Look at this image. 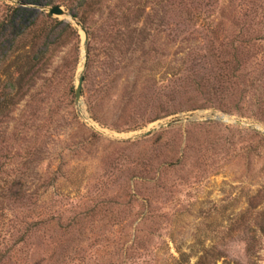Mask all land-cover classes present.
<instances>
[{
	"label": "rangeland",
	"instance_id": "obj_1",
	"mask_svg": "<svg viewBox=\"0 0 264 264\" xmlns=\"http://www.w3.org/2000/svg\"><path fill=\"white\" fill-rule=\"evenodd\" d=\"M52 1L65 15L51 16L76 38L51 55L53 76L0 112V181L21 190L2 202L10 230L0 226L12 238L36 221L11 261L264 264V9L254 18L259 33L236 36L228 11L212 17L221 44L209 51L219 56L204 57V70L195 65L196 84L185 69L207 54L199 47L209 33L167 0H100L96 11L82 0ZM16 2L0 0V20ZM233 37L240 65L231 77Z\"/></svg>",
	"mask_w": 264,
	"mask_h": 264
},
{
	"label": "trees",
	"instance_id": "obj_2",
	"mask_svg": "<svg viewBox=\"0 0 264 264\" xmlns=\"http://www.w3.org/2000/svg\"><path fill=\"white\" fill-rule=\"evenodd\" d=\"M82 1L85 2V7L89 8L90 11L99 10L100 0ZM225 1H227V4L224 8L223 4ZM20 2L28 5H20ZM233 2L234 0H167V5L171 11L177 10L179 14L184 16V19L189 21L194 19L192 22H198L200 29L209 33L210 40L207 45L204 44L199 47L201 48L199 50H205L207 54L200 55L198 59H195L191 67L185 69L188 77H198L196 84H198L202 78V76H198L199 73L197 70H204L206 66L204 57L215 56V58H217L219 56L209 51L212 50L211 42L221 44V42H217L218 30L215 26L210 25V21L213 19L212 17L215 15L221 16L224 11H228L239 21L238 23H232L234 27L237 28L236 36H238L241 30L246 31L251 28L256 33H259L258 28L260 24L255 22L254 18L263 15V0H237L235 4ZM38 4L62 5L61 2L52 0H18L15 5L8 7L3 18L0 20V71L3 72L2 75L6 82V85L1 87L0 112L4 115L7 114L10 107L15 104L17 97L19 98L23 92L33 87L34 81L37 78L46 81L48 79L46 76L47 74H49L50 77L54 75L56 70L53 69L49 71L48 69L51 55L56 49L66 47L65 45L67 43L69 45V38H76V30L69 22L60 19L57 20L49 13L43 14L41 11L34 8ZM64 8L68 15L78 21L88 38V29L84 27L82 20L78 18V13L74 8L71 7V5H64ZM141 9L140 5H136L132 10L133 15L131 13L128 14H131L134 19H137L142 14ZM125 10H127V8ZM38 16L44 18L43 21L41 20V24L36 23L38 21ZM120 16L125 20L127 18V13L124 12V14ZM234 37L230 42V58L234 62V65L230 67L231 77L238 71L240 65L239 58L236 55V49L232 44L233 42H241ZM6 60L7 62H5ZM220 63H227V60L220 61ZM195 65L198 69L194 70ZM213 73L215 75L213 74L211 79L215 80L217 84L218 82L223 84L228 83L229 78L226 75L227 73L222 75L215 72ZM0 182H2V185H0V222L5 221L6 227H9L10 230L12 219L8 218L10 216L8 214L7 218H5L6 213H4L1 207L4 204L2 202L6 203L11 199L18 198L21 190L20 188L13 189L11 183L7 185L6 182ZM35 222L36 221L32 220L30 224L25 223L27 226L16 236L13 235L12 238H10V235H6L8 234V229H3L2 232V226H0V264H15L11 261L14 257V249L17 245L24 242V235L26 236V232L34 227L36 224ZM57 228L62 229L59 225H57ZM5 236L7 240L3 245L1 242L4 240ZM33 264H38V262H34ZM193 264L200 263L196 261Z\"/></svg>",
	"mask_w": 264,
	"mask_h": 264
},
{
	"label": "water",
	"instance_id": "obj_3",
	"mask_svg": "<svg viewBox=\"0 0 264 264\" xmlns=\"http://www.w3.org/2000/svg\"><path fill=\"white\" fill-rule=\"evenodd\" d=\"M19 4L20 5H23V3H21V2ZM36 7L38 9H42V10L46 11L47 13H49L51 15H65V11L62 8H60L59 6H57V5H53V6H43V5H39L38 4V5H36ZM81 82H82V75L81 74H78L77 75V78H76V83H75V86H74V97H75V99H79ZM217 118L220 119V120H228L227 118H225L223 116H219ZM168 124L169 123H165V124H158V125H155V126L147 127L146 129H144L143 131H141V132H139L137 134H134V135H124L122 138L128 139V138H131L133 136L148 134V133L154 131L156 128L161 127L163 125H168Z\"/></svg>",
	"mask_w": 264,
	"mask_h": 264
}]
</instances>
